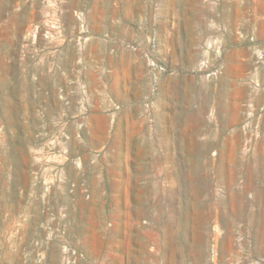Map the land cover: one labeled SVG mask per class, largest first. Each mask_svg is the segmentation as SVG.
<instances>
[{"label": "rangeland", "instance_id": "374dc122", "mask_svg": "<svg viewBox=\"0 0 264 264\" xmlns=\"http://www.w3.org/2000/svg\"><path fill=\"white\" fill-rule=\"evenodd\" d=\"M139 1L0 0V264H264V15L226 0L229 30L221 0ZM144 54L166 69L154 91ZM114 69L137 80L124 99ZM171 135L173 207L194 214L168 227L148 210L167 209Z\"/></svg>", "mask_w": 264, "mask_h": 264}, {"label": "crops", "instance_id": "0c3cea01", "mask_svg": "<svg viewBox=\"0 0 264 264\" xmlns=\"http://www.w3.org/2000/svg\"><path fill=\"white\" fill-rule=\"evenodd\" d=\"M247 0H245L246 2ZM158 2L160 3L161 5V9L162 10H166V7L168 5H171L173 6V8H179V15H185V12L186 9L184 8H181L180 5L181 4H185L187 5L186 7H190L189 9L191 11H196L197 7L199 8V0H158ZM252 2L254 3V9L256 12H258L259 14H263L264 15V0H252ZM220 6H221V18L225 17L226 19H228L226 21V25L227 27L229 28V30H231L233 27L239 25L240 23L243 22L242 20V15H241V12H239V7H236V5L234 4L233 1H230V3H228V1L226 0H221V3H220ZM228 6L230 7H234V10H235V14H228L227 11L223 12L224 8H227ZM132 7H134L135 9L137 10H140V1L139 0H133L132 2ZM161 10V15L163 16L165 14V12L163 11L162 12ZM223 10V11H222ZM141 11V10H140ZM191 15V14H190ZM252 25H259L260 23L257 21V20H252L251 23ZM262 24V23H261ZM260 24V25H261ZM188 26H189V23H188ZM205 31H209V28H206L204 27ZM258 36H260V32L257 33ZM226 36H228V39L229 40H232V36L231 34H227ZM129 58H132V56H129ZM97 59H98V66L96 67L97 68V72L99 74H103V72L105 71V67H106V64L107 62L105 61V58L102 57L101 55H97ZM108 65V64H107ZM119 66V65H118ZM117 73H120V76H117V74H115V76H113L111 78V82L113 83L114 85V91H119V93H115V97L116 99H121V98H125V96L128 94V90L131 89L132 85L133 87L135 86V84L137 83V80H132L131 77H125V73L123 72L124 69H114ZM139 84V83H138ZM127 93V94H126ZM169 134H172V133H169ZM163 137L165 138H169L168 135H163ZM172 138V140H167L164 145V153L162 155V163L165 164V166L162 168L163 172L167 169H173L175 170V173H163L162 172V180H161V184L163 182H166V183H169V187L166 189V190H159V193L163 194L161 196V199L163 200H166L168 203H167V209H163L162 206L160 205V208L157 206L156 209H152V210H148V211H156L157 214H156V223H162L164 222L166 226L170 227V226H173L174 223L179 226V220H177L176 222H174L173 218H179L181 215L183 217H190L191 215L194 214V212H190L189 210H180V209H175L173 207V201L175 200V198H178L179 197V185H180V182H184L185 181V177L182 176L180 177V172L179 170L183 167V165L181 164L180 160H179V143H178V140H173V137L172 135L170 136ZM178 137V136H177ZM196 135L195 133H192L191 134V138L195 139ZM194 143V142H193ZM151 144L149 141L143 139L142 143L138 144L137 142L132 143V146H131V150H130V157L132 159V161L130 162L131 164V169L133 172H137V177H134L133 180L134 181H137V179L139 178V175L141 174L142 172V167H141V164H142V160L147 156V147H149ZM126 154V152H125ZM126 156V155H125ZM124 156V157H125ZM126 160H127V156L125 157ZM128 177H126V180ZM130 181L132 179L129 178ZM127 182V181H126ZM135 183V182H134ZM137 187L138 188V185H135L133 184L132 187ZM143 195H145L144 193L145 192H142ZM129 199L131 201L133 200H136V201H142L144 199V196L143 198L141 199V195H140V192L138 191L137 193H131L130 196H129ZM166 220H165V219Z\"/></svg>", "mask_w": 264, "mask_h": 264}, {"label": "built area", "instance_id": "2783aa9c", "mask_svg": "<svg viewBox=\"0 0 264 264\" xmlns=\"http://www.w3.org/2000/svg\"><path fill=\"white\" fill-rule=\"evenodd\" d=\"M146 67L148 69L149 80L151 88L154 91L158 84V81L166 74V69L163 65L156 62L154 59L144 54Z\"/></svg>", "mask_w": 264, "mask_h": 264}, {"label": "bare ground", "instance_id": "6f19581e", "mask_svg": "<svg viewBox=\"0 0 264 264\" xmlns=\"http://www.w3.org/2000/svg\"><path fill=\"white\" fill-rule=\"evenodd\" d=\"M222 165H223V163H222ZM224 170H225V168H224V165H223V169H222V173L224 172ZM192 178V177H191ZM195 178V177H194ZM249 179H248V182H247V186H248V188H252V187H254V182H253V179H252V177H251V175L248 177ZM193 181V180H192ZM188 183H190V181H188ZM193 185H195V184H193ZM245 187V186H244ZM252 189H254V188H252ZM247 191H249V190H247ZM250 192V191H249ZM251 192H252V190H251ZM198 194L196 193V190L193 188V196H194V198L197 196ZM242 197V196H241ZM196 199V198H195ZM237 199V198H236ZM156 202V201H155ZM169 204V203H168ZM160 206V205H159ZM245 206V205H244ZM168 207V206H167ZM236 207V206H235ZM221 208V207H220ZM237 209V208H236ZM188 210V209H187Z\"/></svg>", "mask_w": 264, "mask_h": 264}]
</instances>
